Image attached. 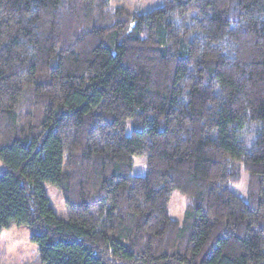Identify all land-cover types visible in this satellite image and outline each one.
I'll use <instances>...</instances> for the list:
<instances>
[{
  "label": "trees",
  "instance_id": "16d2710c",
  "mask_svg": "<svg viewBox=\"0 0 264 264\" xmlns=\"http://www.w3.org/2000/svg\"><path fill=\"white\" fill-rule=\"evenodd\" d=\"M0 162L42 264H264V0H0Z\"/></svg>",
  "mask_w": 264,
  "mask_h": 264
},
{
  "label": "rangeland",
  "instance_id": "374dc122",
  "mask_svg": "<svg viewBox=\"0 0 264 264\" xmlns=\"http://www.w3.org/2000/svg\"><path fill=\"white\" fill-rule=\"evenodd\" d=\"M164 0H110L112 9L124 8L132 13L145 14L162 7ZM128 127L126 134L130 135ZM5 166L0 162V172L5 171ZM147 173V158H134L132 176L143 177ZM247 177L242 176L239 186L231 187L232 191L243 199L247 195ZM48 197L55 214L62 220H68V212L61 194L53 187L46 186ZM191 203L190 197L178 192L174 193L168 205L169 215L183 222L186 209ZM0 264H42L39 256L38 245L31 241V231L28 227H12L0 235Z\"/></svg>",
  "mask_w": 264,
  "mask_h": 264
}]
</instances>
